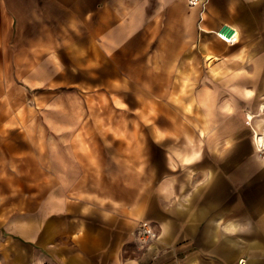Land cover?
<instances>
[{"label": "crops", "instance_id": "crops-1", "mask_svg": "<svg viewBox=\"0 0 264 264\" xmlns=\"http://www.w3.org/2000/svg\"><path fill=\"white\" fill-rule=\"evenodd\" d=\"M202 1L0 0V264H264V0Z\"/></svg>", "mask_w": 264, "mask_h": 264}, {"label": "built area", "instance_id": "built-area-1", "mask_svg": "<svg viewBox=\"0 0 264 264\" xmlns=\"http://www.w3.org/2000/svg\"><path fill=\"white\" fill-rule=\"evenodd\" d=\"M190 6H195L199 4H203L202 0H187ZM217 35L222 39H225L227 43H234L238 40V30L231 25H226L220 30H218ZM140 234L143 239H151L153 237V233L149 228L148 224L142 222L140 225ZM238 264H245L244 258L239 259Z\"/></svg>", "mask_w": 264, "mask_h": 264}, {"label": "rangeland", "instance_id": "rangeland-1", "mask_svg": "<svg viewBox=\"0 0 264 264\" xmlns=\"http://www.w3.org/2000/svg\"><path fill=\"white\" fill-rule=\"evenodd\" d=\"M130 95H133V94H127V97L129 98L130 97ZM103 96V95H102ZM134 96V95H133ZM92 100V99H91ZM107 113H108V110H107ZM146 130H145V128H140V125H138V132L139 133H143V132H145ZM123 133H124V130H123ZM0 168H2V166L0 165ZM2 175H3V173H2V170L0 169V177H2ZM29 190H32V189H25V191L27 192V191H29ZM33 191V190H32ZM9 192L10 193H13V194H17V189H10L9 190ZM7 193V190H3V189H1L0 188V201H1V198L2 197H5V196H3V194H6ZM13 196V195H12ZM6 198V197H5ZM1 206V205H0ZM13 207H16L15 205H10V208H13Z\"/></svg>", "mask_w": 264, "mask_h": 264}, {"label": "bare ground", "instance_id": "bare-ground-1", "mask_svg": "<svg viewBox=\"0 0 264 264\" xmlns=\"http://www.w3.org/2000/svg\"><path fill=\"white\" fill-rule=\"evenodd\" d=\"M224 40H225V39H224ZM260 109H261V110H264V107L260 106ZM260 136H261V135H260ZM260 138L262 139V138H264V137H260ZM261 139H260V140H261ZM258 142H259V140H258ZM262 144H264V143H262Z\"/></svg>", "mask_w": 264, "mask_h": 264}]
</instances>
